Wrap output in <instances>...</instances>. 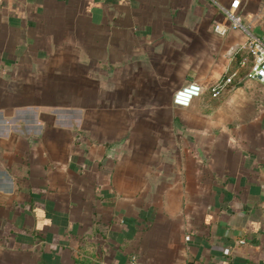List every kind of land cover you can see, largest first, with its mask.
Wrapping results in <instances>:
<instances>
[{"label":"crops","instance_id":"crops-1","mask_svg":"<svg viewBox=\"0 0 264 264\" xmlns=\"http://www.w3.org/2000/svg\"><path fill=\"white\" fill-rule=\"evenodd\" d=\"M230 1L0 0V264H264V84L212 31Z\"/></svg>","mask_w":264,"mask_h":264},{"label":"built area","instance_id":"built-area-1","mask_svg":"<svg viewBox=\"0 0 264 264\" xmlns=\"http://www.w3.org/2000/svg\"><path fill=\"white\" fill-rule=\"evenodd\" d=\"M238 0H231L227 5H218L220 11L226 19V23L215 22L212 31L217 35H224L230 28H239L246 36L244 48L248 58H242L240 66H245L244 79L256 80L264 84V40L253 35L246 25L241 22V17L237 12ZM234 73L224 77L220 82L215 83L211 88V95L218 94L220 87L225 83H230ZM200 93V86L195 82H188L177 89L172 94L171 102L178 107H187L190 101ZM226 252V250H225Z\"/></svg>","mask_w":264,"mask_h":264}]
</instances>
